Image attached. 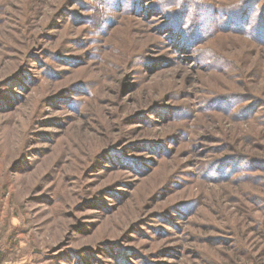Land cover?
Segmentation results:
<instances>
[{"label":"rangeland","instance_id":"rangeland-1","mask_svg":"<svg viewBox=\"0 0 264 264\" xmlns=\"http://www.w3.org/2000/svg\"><path fill=\"white\" fill-rule=\"evenodd\" d=\"M0 264H264V0H0Z\"/></svg>","mask_w":264,"mask_h":264}]
</instances>
